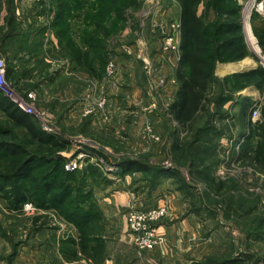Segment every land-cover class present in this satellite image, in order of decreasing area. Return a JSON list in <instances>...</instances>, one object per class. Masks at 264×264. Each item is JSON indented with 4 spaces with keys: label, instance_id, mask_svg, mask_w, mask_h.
Wrapping results in <instances>:
<instances>
[{
    "label": "rangeland",
    "instance_id": "374dc122",
    "mask_svg": "<svg viewBox=\"0 0 264 264\" xmlns=\"http://www.w3.org/2000/svg\"><path fill=\"white\" fill-rule=\"evenodd\" d=\"M175 1L178 0H139L138 9L126 10L127 28L113 34L107 42L109 59L117 67L114 75L109 76L106 69L101 79H81L80 93L64 91L58 96L57 81L41 86V79L51 75H37L34 82H28L26 77L18 81L7 77L8 96L15 104L26 101L41 128L67 141L68 158L85 154L77 170L88 163L97 165L104 177L94 186L93 197L103 213L110 194L127 187L126 207L116 210L114 214H118L119 220L108 231L103 227L105 234L115 237L118 231L126 230L130 207L142 206L155 197H162L161 203L171 204V212L163 223L170 225L164 244L167 251L159 253L158 248L139 254L130 245L139 259L134 264H198L221 252L224 258L231 253L239 255L241 264H264V168L245 160L242 155L245 142L240 143L251 127L249 111L243 114L242 109L249 98L240 100L237 92L234 94L232 106L223 110L226 117L222 120L216 117L210 122L209 126L219 132L197 134L196 129L205 126L206 118H201L193 130H184L171 113L175 83L169 79L170 66L160 61L162 57L158 54L165 38L162 27H170L176 21ZM209 1L202 0L200 13ZM43 9L46 8L40 6L37 12ZM248 9L243 5V21L249 19ZM210 11L215 13L214 9ZM37 33L31 37L33 41L38 39ZM128 53H134L136 58L139 55L137 63L130 60L134 63V77L123 69L122 59ZM176 56L172 54L178 63ZM0 57L10 68L14 61L9 59L8 52H0ZM263 61L258 65L264 68ZM70 82L61 79L58 88ZM30 94L34 100L29 98ZM103 100L106 103L101 106ZM260 100L256 101L262 108ZM71 111L75 112L73 116L78 111L85 114L80 123L69 122ZM148 126L154 129L158 140L149 134ZM182 151H186L184 155ZM128 161L137 164L121 172L119 164ZM206 173L229 182L230 187L218 191V197L202 181ZM229 196L235 199L231 208L225 202ZM154 201L160 202V198ZM243 202L246 207H239ZM255 203L259 208L249 215ZM35 215L37 210H9L0 197V264H68L57 253L58 239L66 237L72 226L51 216L46 228L36 232L32 230Z\"/></svg>",
    "mask_w": 264,
    "mask_h": 264
},
{
    "label": "trees",
    "instance_id": "16d2710c",
    "mask_svg": "<svg viewBox=\"0 0 264 264\" xmlns=\"http://www.w3.org/2000/svg\"><path fill=\"white\" fill-rule=\"evenodd\" d=\"M178 1L181 5L179 89L171 113L184 130H193L201 118H206L205 126L196 129L197 134L219 132L209 126L210 122L216 117L220 120L226 117L223 110L233 103L236 92L251 85L264 89V68L221 80L217 78L218 62L238 61L250 54L243 29V6L236 0H210L200 13L202 0ZM48 3L55 15L47 27L53 31L60 56L74 64L75 70L101 79L106 75L111 56L107 50L108 39L127 28L126 10L138 9L139 0H48ZM8 5L6 25L0 27V52H8L9 59L14 61L7 68V77L18 81L32 77L35 71L38 75H50L49 65L40 60L46 40L44 29L48 28L36 31L39 37L31 42L32 33L15 23L14 0H8ZM211 9L216 14L214 19L210 18ZM33 59L35 67H30L28 63ZM15 60L25 66L20 76L14 69ZM253 103L245 99L243 114ZM258 129L264 135V127ZM248 137L243 139L246 145ZM68 145L57 135L45 132L32 115L21 110L0 90V197L11 211L20 212L26 203L36 207L33 231L46 228L51 216L71 225L68 226L70 233L58 239L59 254L65 261L86 259L101 264L106 252L104 213L94 200L93 188L104 175L93 163H88L82 170H66L68 157L63 152L69 150ZM245 147L242 149L245 160L264 168V142L258 143L255 149ZM185 152L182 151V155ZM127 163L119 164L121 172H127L129 166L137 164L134 161ZM202 181L212 192L215 190L218 197V191L230 187L229 182L210 173H206ZM225 202L231 208L235 199L229 196ZM219 205L223 206V203ZM239 207H246V203ZM257 208L255 203L249 215ZM231 254L225 258L222 252L209 255L204 258L206 262L198 264H241L242 257Z\"/></svg>",
    "mask_w": 264,
    "mask_h": 264
},
{
    "label": "crops",
    "instance_id": "0c3cea01",
    "mask_svg": "<svg viewBox=\"0 0 264 264\" xmlns=\"http://www.w3.org/2000/svg\"><path fill=\"white\" fill-rule=\"evenodd\" d=\"M240 5H245L244 2L246 0H236ZM259 2L264 0H258ZM16 8L14 13L15 23L18 24V26L25 31H29L32 33L30 36V41L32 42V38L34 33L38 31L39 29L46 28L49 25V22L51 19H53L55 12L54 10H51L50 5L48 3V0H42L41 2H38L37 0H14ZM46 8L43 9L40 13L37 12V9L39 7ZM175 6L177 8L176 12V21L178 24H180L181 19V5L179 1H175ZM248 20L243 21V29L246 36L248 48L250 50V54L243 58L242 60L238 61H230V62H218L215 70V75L218 78H225L230 75L244 73L248 71L255 70L259 68L260 66L259 61L262 62L264 60V8L262 9L257 4H252L250 7H248ZM201 9V6H200ZM199 9V11H200ZM213 12V11H212ZM9 15V5L8 0H0V25H5L7 16ZM210 16L212 19L215 18V13L212 14L210 11ZM48 28V27H47ZM46 31V40L42 45V52L40 60L44 63H46V66L48 67V73L51 75L47 79L43 80L41 79V86L46 87L49 84H53L57 81V87L55 91V95H61L64 94L66 91L67 93H80V80L81 79H88V80H95L96 78L92 77L91 75H88L86 72H81L80 70H75L74 64H71L69 60L65 57L60 56V53L58 51V43L57 40L53 36V31L48 28L44 29ZM254 36V37H253ZM15 47V42L12 43ZM56 47V49H55ZM13 48V46H12ZM50 52V53H49ZM159 53V52H158ZM134 53H128L126 55V58H129L127 60L123 57V69L127 70L128 74L132 75L134 77V67H133V61H130L134 59L136 63L138 62L137 59H139L138 53L137 58L134 57ZM155 54V53H154ZM133 55V56H131ZM159 57H162L161 60H164L167 62V65H169L170 75L169 78L170 81L175 83V93H177L179 89V82L177 78V70L179 68L180 64V52L176 56L178 59V63H176L175 58L169 56L170 54H158ZM127 61V62H126ZM175 62L176 66L173 65L171 62ZM264 62V61H263ZM15 72L17 75L21 74L22 64L19 63L18 60H15ZM28 64H31L30 67H35V61L34 59L30 61ZM165 65V63L163 62ZM159 66L160 63H159ZM171 66H174L173 69H171ZM130 71V73H129ZM134 72V73H133ZM35 75H32V77H26V80L28 82H34L33 79L38 75L36 74V71L34 72ZM44 78V76L42 77ZM61 79H70L71 82L67 84V86L62 85L61 88H58V81ZM238 97L241 99L243 98H249V100H254L253 102H256V100L261 99L262 100V108H261V118L257 121L252 120V106L250 109H248V119L251 121V127L250 131L248 133V141L247 145L244 143L245 140H241L240 143H244L247 147V150L253 147L255 149L257 147V144L260 142H264V135L261 130L258 129L259 126L264 127V90L261 88H258L255 85H251L243 90H240L236 93ZM61 100V99H60ZM260 100V101H261ZM62 102V101H61ZM232 106V103L226 105V108H230ZM77 108V107H76ZM75 109V108H74ZM79 111L82 112L83 109L79 108ZM78 111V115H74L75 112L71 111L70 118L68 119L69 122L72 124L80 123L82 121V118L85 116L84 113H80ZM70 124V123H69ZM243 146V148L245 147ZM245 147V148H246ZM246 150V149H245ZM243 154V153H242ZM63 155L67 156V151L63 152ZM256 165V164H255ZM257 166V165H256ZM128 183H125V186H127ZM127 188V187H126ZM126 188L119 191H114V193L110 194L109 199L104 203V224L105 228L108 229L112 227V224L114 221L119 220L118 214L116 213V210H121L123 207H126V202L128 201V193L126 191ZM124 193V194H122ZM158 196V195H157ZM162 197H155V199ZM167 199V198H166ZM162 200H164L162 198ZM124 209V208H123ZM112 213V214H111ZM119 213V212H118ZM170 229V225L167 223L160 226V230L162 232L167 233V230ZM166 231V232H165ZM116 236L113 237L108 234H103V242L105 244L106 252H105V258L101 264H134L139 262V259L133 254L132 248L130 245L133 246L132 241V234L129 232V228L127 225V228L125 231H118L115 233ZM156 251V250H155ZM166 247L162 246L159 247L157 252H166ZM59 253V249L58 252ZM134 255V256H133ZM61 256V255H60ZM165 257L168 258L166 255ZM74 262V261H73ZM71 262V263H73ZM65 263L71 264L67 261ZM78 264H96V262L92 260H86L81 259L77 261Z\"/></svg>",
    "mask_w": 264,
    "mask_h": 264
},
{
    "label": "built area",
    "instance_id": "2783aa9c",
    "mask_svg": "<svg viewBox=\"0 0 264 264\" xmlns=\"http://www.w3.org/2000/svg\"><path fill=\"white\" fill-rule=\"evenodd\" d=\"M41 2L42 0H37ZM252 4H257L262 9L264 8L263 1L249 0L245 7L248 8ZM164 30L165 38L163 41L161 53L164 54H179L180 42H181V30L180 24L177 21L171 22L170 27H162ZM117 67L114 60L109 61L107 67V74L112 76L116 73ZM10 83L7 81V64L3 57H0V90L8 96V90L10 89ZM9 97V96H8ZM29 98L34 100L33 94L29 95ZM26 101H16V105L24 112L32 115L33 108L29 107ZM106 100H103L101 106H104ZM261 118V105L258 101L252 106V120L257 121ZM46 132H50L42 128ZM149 134L155 139H159L154 133V129L151 126L147 128ZM85 154L78 153L74 158L69 157L66 162L65 168L68 171H74L82 166L83 158ZM171 204L169 202H155L149 200L142 206L130 207L127 211V221L130 233L133 237V247L139 253L148 251H155L159 247L164 246L166 242V235L160 231V226L163 225L164 220L169 216L171 212ZM23 210L35 211L36 207L32 203H26Z\"/></svg>",
    "mask_w": 264,
    "mask_h": 264
},
{
    "label": "bare ground",
    "instance_id": "6f19581e",
    "mask_svg": "<svg viewBox=\"0 0 264 264\" xmlns=\"http://www.w3.org/2000/svg\"><path fill=\"white\" fill-rule=\"evenodd\" d=\"M254 37V36H253Z\"/></svg>",
    "mask_w": 264,
    "mask_h": 264
}]
</instances>
